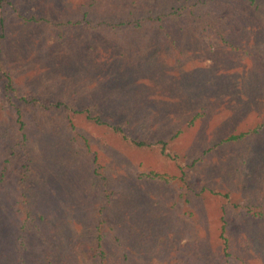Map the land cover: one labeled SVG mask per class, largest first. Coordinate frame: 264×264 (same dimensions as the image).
Wrapping results in <instances>:
<instances>
[{
  "label": "rangeland",
  "instance_id": "obj_1",
  "mask_svg": "<svg viewBox=\"0 0 264 264\" xmlns=\"http://www.w3.org/2000/svg\"><path fill=\"white\" fill-rule=\"evenodd\" d=\"M10 1L2 55L19 86L44 90L50 100H94L114 111L112 119L131 138L165 140L181 165H193L187 169L191 192L183 195L177 163L156 145H126L84 113L34 116L20 105V115L0 84V250L17 246L16 171L26 147L32 158L28 187L45 195L33 198L34 208L46 214L47 204L59 205L57 213L73 214L80 205L83 211L72 217L78 230L86 226V256L94 252L93 216L109 202L113 211L127 209L123 229L102 226L95 261L264 264L258 251L264 216L253 212L264 211V0H220L221 18L231 17L221 34L190 23L161 28L155 16L179 0ZM128 17L132 24L98 26ZM110 114L102 116L111 120ZM22 134L24 143L6 168L3 159ZM33 219L26 237L52 250L53 240L42 237ZM148 224L153 238L164 234L166 246L146 252L153 258L147 263L135 238ZM157 248L169 250L172 259L160 263Z\"/></svg>",
  "mask_w": 264,
  "mask_h": 264
},
{
  "label": "trees",
  "instance_id": "obj_2",
  "mask_svg": "<svg viewBox=\"0 0 264 264\" xmlns=\"http://www.w3.org/2000/svg\"><path fill=\"white\" fill-rule=\"evenodd\" d=\"M10 3L13 6V2L10 0H0V84L2 87V93L7 98L8 102H10L14 107H16V111L21 115V106L27 105L30 110L33 112L35 116L36 113L45 116L50 112H56L59 115L66 114L68 117L70 115H76L79 113H84L86 118L90 121L97 123L99 125H106L111 131L115 134L119 135L123 142L126 145H131L137 149H145L151 148L156 145L159 148L161 155L165 159H172L177 164L178 168V181L181 184L182 194L189 195L191 192V173L188 172L189 166H183L178 162V158L175 155H172L167 150V141L162 139L154 140V142L150 141L147 135L143 137L131 138L128 133L125 132L124 128L120 126L119 121L114 115V111H112L108 107H103V105L99 104L94 100L86 101V102H71L67 100L60 99L59 97H55L54 100H50L47 96L44 95V90L36 89L33 92H27L24 87L19 86L13 78L12 72L9 70L7 61L2 55L3 42L7 35L6 28V20L10 17L9 11L5 8V6ZM220 0H179L171 4L169 11H163L158 13L155 17L158 21L161 28H164V24L170 25L172 24H184L190 23L194 25L196 28H209L211 30H215L216 33H223L222 30H228L229 23L227 20H230V16L226 19L221 18V6L218 5ZM161 14V15H160ZM154 17H149L150 21L153 20ZM35 21H41L43 18L34 17ZM44 21L48 24L50 23L47 19ZM132 24L133 19L131 17L126 18L125 21L114 22L111 21H103L99 22L98 26H107L114 27L116 25L121 24ZM164 23V24H163ZM228 25V26H227ZM17 100L16 105L14 104V100ZM79 106H81L79 108ZM107 115L109 113L111 120H107L102 116V114ZM106 117V116H105ZM19 120V124H21ZM22 125H20L21 127ZM25 135L22 134L21 139L15 141L14 146H11L9 149V154L3 159V164L5 166L10 165L12 161H14L18 154L16 151V146L22 145L24 143ZM231 138H235L232 136ZM23 154H20L21 162L20 168L16 171V179L17 186L20 190L19 200L17 201V208L15 209L18 215L21 218V225L19 227V233L17 234V246L13 247L11 250L7 252H2L0 250V264H123L119 261H115L112 258H109L107 261H104L103 258L99 261H95V256L102 247L103 238L105 237V233H103L102 226H109L108 222H111L114 227H119L123 229L124 220L127 216V209L124 210L123 213L116 210L113 211L109 208V203L104 204L103 208H100L99 216H93V220L95 224L93 227L96 228V235L93 236V247L89 251L91 255L86 256V226H83L82 230L77 229V224L75 222L76 218L72 217L73 214L81 213L83 208L80 205L76 206V210L72 213L64 212L63 214L57 213L58 211L55 209L59 208V205H49L47 204L45 208L46 214L39 213L36 208H34L33 198L40 197V199L45 196L41 193H38L35 190H32L31 187H28L30 180V172L32 169V158L29 154V151L26 147H22ZM4 166V167H5ZM7 168V166H6ZM95 173L100 177H104L99 170H95ZM156 176L162 178L160 174L157 172ZM153 172L148 173L149 175L154 174ZM4 176L3 172L0 174V180ZM107 185V184H105ZM41 194V195H40ZM52 206V208H50ZM249 211L250 208L246 207ZM253 211L256 216L262 218L264 216V211L262 210ZM107 210L106 214H108V218L104 219L101 217V211ZM52 212L57 213L53 214ZM225 212V210H224ZM36 217V227L40 229L41 235L44 238L50 237V239L54 242V247L50 250L49 247L42 246L37 242H32L30 238H27V233L31 230V222H33ZM221 221L223 222L221 225V238L223 240V251L227 253L230 246V240L225 236L226 230V222L224 216L221 217ZM145 225V224H144ZM145 229L138 234V238H135L138 241L140 247L143 248L142 259L145 262H149L152 258L150 253H146L149 250H154V246L160 244L161 248L166 246V238H164V234H152L151 227L145 226ZM91 229V228H90ZM112 229V228H111ZM2 234L0 233V245L2 244ZM264 241V240H263ZM259 243L261 257L264 261V242ZM168 246L170 244L168 243ZM49 248V249H48ZM159 248V247H158ZM157 248V258L160 263H167L169 259L172 257L168 256L169 250L160 251ZM253 249H256V246L253 245ZM262 250V251H261ZM153 252V251H152ZM162 256V257H161ZM260 257V258H261ZM98 260V259H97ZM98 262V263H97Z\"/></svg>",
  "mask_w": 264,
  "mask_h": 264
}]
</instances>
